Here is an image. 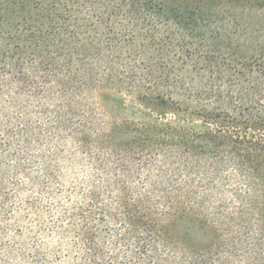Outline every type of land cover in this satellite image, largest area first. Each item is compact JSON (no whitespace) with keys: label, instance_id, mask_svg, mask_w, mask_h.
Masks as SVG:
<instances>
[{"label":"trees","instance_id":"trees-1","mask_svg":"<svg viewBox=\"0 0 264 264\" xmlns=\"http://www.w3.org/2000/svg\"><path fill=\"white\" fill-rule=\"evenodd\" d=\"M17 196L71 264H264V0H0V218Z\"/></svg>","mask_w":264,"mask_h":264},{"label":"rangeland","instance_id":"rangeland-1","mask_svg":"<svg viewBox=\"0 0 264 264\" xmlns=\"http://www.w3.org/2000/svg\"><path fill=\"white\" fill-rule=\"evenodd\" d=\"M140 116L143 115L139 114L136 117ZM63 171L67 186L74 179L80 180L86 174L82 167H77L74 173L68 167H64ZM24 200L21 196H17L14 199L16 203L14 213L0 218V264H29V255L36 242L49 254L51 264H71L72 240L61 239L52 231V222L57 218L54 207L51 211H46L47 199L42 198L35 213L26 215L25 208L21 205V201ZM48 230L50 233L47 232Z\"/></svg>","mask_w":264,"mask_h":264}]
</instances>
